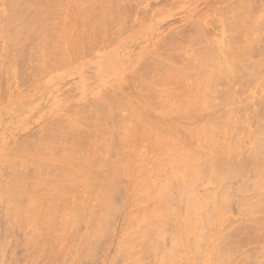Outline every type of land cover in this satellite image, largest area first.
Segmentation results:
<instances>
[{"label":"bare ground","instance_id":"6f19581e","mask_svg":"<svg viewBox=\"0 0 264 264\" xmlns=\"http://www.w3.org/2000/svg\"><path fill=\"white\" fill-rule=\"evenodd\" d=\"M124 1L125 0H0V18L3 20V23H2L3 30L5 29V35L4 36H6L10 40L9 41L10 47L12 46L11 48L8 47L11 49L10 51H12V52L6 51V54L12 53L13 56L11 55L12 56L11 58L14 59L12 61H16L18 64H20L23 67V65H25L26 63L28 64V62H30V65H32V63H31L32 60L34 62H36L35 60H39L40 58L36 59L38 56L36 57L35 54L37 52L39 53L40 49H41L42 53L40 55L46 56V59L44 57L45 62L47 60H49V62H46L48 64L53 62L50 65L44 63V68L46 69L47 67L50 66L49 68H47L48 71H51L52 69H54V71L51 72L50 74H48V72L46 71V73L48 74L47 76L45 75L46 73H45V69H44V73H45L44 75L46 76L45 77L46 79L44 78L45 79L44 81L49 80V82H50L54 79L63 77L64 75L70 73V71H72V68H73L71 65H70L71 66L70 67L68 64H67L68 66L65 67L64 65H66V63H70L71 60L74 62V59L76 58V60H77V58H79L80 55H82L86 50L88 51V50L92 49L93 47H98L100 41L104 42L103 41L104 39L106 41H107V39L112 40V38L116 34H114L113 31H112L113 33H111V28H112L111 26L114 27V25H117L119 22L123 23L124 20L127 18L126 17L127 16L126 15V7H127L126 4H129V3H126ZM241 1L243 3L247 2L244 0H241ZM241 1H240V3H242ZM226 2L228 3V7L226 8L225 5H224L225 7H222L224 12L222 11L221 7L219 6L220 7L219 10H221L220 12L224 13V14L222 13L224 16L221 15L219 11L217 12L216 8H215L216 12L214 10L211 11V12H215V14H213V15H216V13H217V15L220 14L221 16L220 15H218V16H220L221 18H225L227 21L229 20L230 22H232L231 25L234 26V29H240V28L241 29H247V28H245V27H248V25H246V23L248 22L249 19H251V21H252V19L255 17V13H253V15H254V16L252 15L253 18L250 16L246 18V16H248V14H249L248 10L254 9L255 6H253L254 8H252V7L249 8L248 5H246V7H248V9H247L243 6L240 7V5H243V3L236 6L238 3L236 2L237 4H235L234 0H230V1H226ZM226 2L224 1L222 3L226 4ZM134 3H136V1ZM253 3L254 2H252V4ZM257 6H256V8H258ZM251 14L252 13H250V15ZM262 18L261 19L259 18L260 20H258V21L255 20V22L252 21L251 24L256 23V26H257V22L259 24L263 23L264 21H261V20H264V18L263 19ZM42 19H44V20L42 21ZM212 19H213V17H212ZM244 19H247V21L245 22ZM2 20H0V21H2ZM224 20H222V21H224ZM227 21H225V23ZM126 22H127V20H126ZM129 22H128V24L130 25ZM223 23L224 22H222V24ZM249 23H250V21H249ZM249 23H247V24H249ZM191 24L192 23H190L189 25H191ZM193 25H194V28L196 29L195 30L196 33L193 30H190L191 26L187 29H189L191 32H194L196 35H194L193 33H192L193 35H191V32H189V34H185V32L182 29L181 30L179 29L180 31L174 29V33H172L173 32L172 31V32H169V34H167L170 36V33L171 34L176 33L175 30L178 32L177 35L175 34V37L172 35L175 39L174 38L171 39L172 37L170 38V40H172L171 45L169 44L170 41L167 44H166L167 41L166 42L164 41L166 44V45H164V42L161 40V38L159 40H161L163 43L158 40L165 47L169 44L171 46V48L168 46L165 48L159 42L157 44H155L156 46L158 44H160L161 46H163L164 50L156 47L160 50L157 49V53L153 54L151 56H149V53H147V55H148L147 59H146V57H144L145 58L144 61L146 60V62L149 61V63H150L153 59L158 57L159 60L156 59L159 63L158 65L153 62L154 60L151 62L152 64L154 63L157 65V66L153 65V66H155L153 69L154 70L153 72L156 73L157 75L153 74V75H155L153 77V75L148 74V75H151L152 77L151 76H150L151 78L147 77L146 78L148 80L147 82L144 83V82H141L140 80H137L140 83L136 81V84L137 83L139 84V85L137 84L139 86V87L138 86L137 87L139 88V93H140V94L139 93L138 94L141 95V97L139 96V98L144 102V104H146L147 106H150L149 107L150 109L152 108L154 110L152 112H155V110L157 109V111H159L163 114L166 113L165 115H169V112L172 113L170 115H173V113L175 114V113L180 111V114H178V115H181L182 112L187 113V111L189 110V113H190V111L192 113L198 112L197 114L201 118L202 115H204L202 113H205V112H203V110L205 111L209 108H212V109L216 108L217 110H219V112H216L215 114H213V115L218 114L217 119L216 118L210 119L209 117H207L206 121L203 123V126L201 125L202 127L199 126V128H196L195 126L193 127L191 125L193 128L191 133L195 134V136L197 133H198L197 135L199 136L200 132L207 133L209 136V134L212 135L216 132L221 133L220 130L223 127L225 128L228 126L225 129V130H228L230 123H228V125L226 126V123L223 122L222 119L225 118V116L228 118V116H229V114H231V112L228 109L224 108V106L228 105L229 102L231 103V105H233V104L235 105V104L240 103V101H243L244 100L243 97L241 100V92H243L247 88L243 89V91H241V89L238 90V88L239 87L243 88L244 87L243 84H245V83H246L245 87H248L247 85L250 84V82L248 83V80H252V79H253V81L249 86L253 85V83L256 82L258 78L261 77V76L260 77L258 76V75H260L259 73L261 72L264 74V72H263L264 71L263 70L264 69V44L260 47L255 44L256 42H260V40H262V42H264L263 41L264 35L262 36V34H261L262 29H264V28L261 26H258L257 28H259L258 29L259 31L254 29L255 32H257V33L260 32L258 35H261L262 37L259 36L260 38L258 37V39L253 41L252 39L248 38V37H251L249 35V34H251L250 31L248 32V30H247V33H246L247 35L245 36V38L248 35L249 36L245 39L243 33H241L242 32L241 29H240L241 32L240 31L232 32L233 28L230 27V24H228L230 28L228 27L227 24H223L229 30L230 29L232 30V31L230 30V37L228 36L229 33L228 34L226 33L228 31L223 30L224 32L226 31L225 33L228 36L227 37V39H228L227 44L226 43L222 44L223 46L227 45L225 55L229 56L230 58L235 59V60H239L240 57H245L247 55V53L251 54V55H247V57L251 56L250 57L251 59L253 58L254 55L256 56V57H254V59L257 58V55H258L260 57L259 61L256 62V64L254 62H252V63L250 62V64H254L251 66L249 63H247L246 65L245 64L234 65L230 61L226 62L225 60H223L221 55H222V52L224 49L221 51L222 46L221 45L215 46V44L210 42L209 40H208V42H206L207 40L205 41V39L208 38V36L206 34L207 32L205 34H203V32H205V30L202 29L203 31L201 32V27L199 24H193ZM239 26H240V28H239ZM243 26H244V28H243ZM123 27L125 28L126 26H123ZM123 27H121V28H123ZM252 27H255V25H252ZM179 28H181V27H179ZM120 30H122V29H120ZM254 30H253V33H255ZM1 32H2V28L0 27V34H1ZM238 32H240V33H238ZM245 32H246V30H244V33ZM179 33L181 34V37L184 35L183 37L186 38L185 35L187 36V40H185V41L187 42L189 40L190 45L187 43H186V45L182 44V43H185V41L182 42V39H179L180 38ZM32 35H33V37H34V35L37 37V38H35L36 40L39 39V42L37 41V44L33 43L32 38H31V40L29 39L30 36H32ZM167 35H166V38H168V39H165V40H169V36H167ZM188 35L189 36L191 35L190 37L192 39H195L198 36V42L199 43L197 42V40L189 39L190 37H188ZM1 36H2V34H1ZM177 36H178V38H177ZM241 36H243L242 39H244V40H240L241 38L239 39V37H241ZM3 37H1V38L3 39ZM225 37H226V35H225ZM19 38H21V39L25 38V40L29 39L33 43L32 44L31 42H29V43H31L30 46L36 45L34 48L38 49V45H39V51H37V50L34 51V48L32 46L33 51H34V52L32 51L33 52V54H32L33 56H31L33 58L32 60L30 59L29 56H27V55H30L29 52H28L29 54L25 53L26 51L23 52V49L26 46H24V44H23L22 49H21L20 48L21 46L18 45L20 43V41L17 44V41ZM254 38H255V36L253 37V39ZM177 39L179 40V42H182L181 45L179 42L177 43V41H178ZM191 40L194 41V44H191V42H192ZM223 40H222L223 42L226 41L225 39H223ZM195 41H196V43H195ZM6 42H7V40H6ZM173 42H176L177 44H175ZM21 43H23V42H21ZM253 43L255 44V46ZM224 44H226V45H224ZM104 45H106V44L104 43ZM4 46H5V44H4ZM27 46H28V44H27ZM30 46L28 47V49H32ZM106 46H108V45H106ZM161 46H159V47H161ZM183 46H187V47L191 46L190 47L191 50L189 48H185ZM167 48H168V50H165ZM161 50L164 52V56H166V53H165L166 51L169 52L170 50H172V51H170L172 53V56L169 55L171 53H168L167 59L164 57L165 60H167V63L162 62L165 60L163 59V55H162L163 52H161ZM67 52H69L68 55H66ZM91 52H89V53H91ZM160 52L162 54H160ZM173 52L175 54L177 53L178 55H182L180 59H182L184 57V54L187 55V57L180 60L178 58L180 56H176V55L173 56ZM242 52H244V53H242ZM110 53H111V51H108V50L102 52L100 57H99V61H98L99 67H100V76H101V79L103 78V80H104V81L102 80L101 83L104 84L103 86H105V87H106V85H110L112 83V81H114L116 79L115 78V75L117 74L116 70L113 72L114 65L118 64V66H121V69H122V65H123L121 63L115 62L113 64V67H109L108 66L109 65V59L112 58V57H110L111 56ZM240 53H242V54L240 55ZM253 53H255V54H253ZM6 54L4 56H6ZM24 54H27L26 58L24 57L25 56ZM244 54H245V56H244ZM168 55H169V58H168ZM27 57H29V59ZM170 57H173V58L177 57L176 59H174V60H176V62L179 59L178 60L179 63H177V65H179V67L172 64V63H176V62H174L173 58L170 59ZM4 58H7V56ZM24 58L26 60L28 59L30 61L26 62V61H24ZM168 59H170V60H168ZM171 60H173V61H171ZM244 60L246 61L245 58H244ZM247 60H249V59H247ZM157 61H155V62H157ZM239 61L241 62V60H239ZM7 62H8V60H7ZM242 62H243V60H242ZM39 63L41 64V61ZM39 63H37V65H34V63H33V65H32L33 67L36 68V69L34 68L35 70H37L39 68V70H37L38 71L37 73H39V71L41 69V67H39V65H38ZM149 63L148 62L146 64L143 63V64H145V66L142 65V63H141L139 67H141V65H142L144 67V69L148 68L147 66ZM7 64L10 65V63H7ZM7 64L4 63L5 66ZM14 64H15V62H14ZM152 64H151V66H152ZM181 64H182V66H180ZM51 65L53 68L51 67ZM138 65H139V63H138ZM248 65H250L251 67L249 66V68H248ZM26 66H27V69L29 68V70H30L31 66L30 67L28 65H26ZM26 66H25V68H23L24 70L26 69ZM62 66H64V68ZM151 66L149 64V68ZM4 67H2V69H5V68L9 69L10 66H7L5 68ZM33 67H31V71H30L31 73H33L35 71V70H32ZM50 68H51V70H50ZM55 68H58V69L55 70ZM23 69L19 68L17 71L20 70V72H18L19 75L24 72L25 74L23 73V76L24 75L26 76L27 75V73H26L27 69L25 71ZM141 69H143V68H141ZM144 69L142 71H144V73H146V69L145 70ZM151 69L152 68H150L149 70H151ZM258 69H260L261 71ZM136 70H137V68H136ZM139 70H140V68H139ZM139 70H138V72H139ZM21 71H23V72L21 73ZM41 71H42V69H41ZM258 71H259V73H258ZM153 72H152V70L150 72L148 71V73H153ZM14 73H16V72H14ZM37 73H33V75L35 77H37L36 76ZM140 73H141V71H140ZM144 73H143V75H144ZM30 75H32V74H30ZM2 77L4 78V76H2ZM17 78H18V75H17ZM17 78L15 79L16 83L17 82L20 83L21 80H23L22 82H24L25 79L27 80V76H26V78L24 77L25 79L21 76V78H23V79L20 78L21 80L19 78L18 79ZM142 78L144 81L145 80L144 77H142ZM242 78L245 79L244 80L245 82L241 81ZM130 79L127 77V81H128L127 83H129V85L131 84ZM133 79H135V78H133ZM235 79H239V82L241 81L238 86L236 85L237 86L236 90L233 89V86L228 85L230 83L234 84ZM3 80H4L3 83H5V81L8 80V78L5 77V79H3ZM28 80H30V77H28ZM2 81H0V82H2ZM22 82H21V84H23ZM226 82H230V83L227 84ZM3 83H1V84H3ZM18 83H17V86H18ZM134 83H135V81H134ZM156 85L157 86L159 85L160 88H162L164 86L166 89L168 88L171 91L167 89L168 91L166 90L167 91L166 92V91L160 89L161 91L159 92L158 90L154 91L155 89H151L152 86H156ZM130 86L135 87L133 84H131ZM159 86H158V88H159ZM224 86H227V90H225V89L222 90V88ZM260 86H261V84H260ZM2 88H4V86ZM18 88H19V86H18ZM111 88H112V86H111ZM111 88H110V90H106L107 89L106 88L105 91L104 92L102 91L103 93H101L98 97H96L94 99H89V101H87V103L85 104L86 106L88 105L87 107L86 106L84 107V104L83 105L81 104V106L78 104L79 106H76V107H75V105H76L75 104V105H73L72 108L68 107V109H67L68 112H71L74 115H76L75 119H72L69 117H63V116H59V115L54 116V117L50 118L51 120L53 119L52 120L53 123H50L49 126L54 125L55 127L48 128V127H45L43 125V127H45L44 129H46V130L43 131V128L40 127V129L42 130V133H39V134L37 133V132H39L38 128L36 127L37 128L36 129L33 127V129H35L36 132L33 130L32 133L29 131H28V133H30L32 136L33 135L35 136V133L38 135L35 136V138L34 137L31 138V135L29 137L31 139L38 140L37 142L40 141L39 143H36V144L33 143L34 144L33 146L31 145L32 144L31 142L25 141V140L22 142V140H20L21 137H19V136L17 137V135H19V134L21 135V133L16 135L15 138H20L19 140H20V142H22L19 144V140H17L18 143L16 141V143L19 145V149L22 151L24 150L27 153H30V154L36 156L37 159L36 160L34 159L35 160L34 163L29 161L31 163V165L29 166V164L26 163L27 160L25 162L23 160H22V162H20L22 158L13 157V156H10L11 154L10 155L8 154L9 159H6V160H9L7 163V164H9V166L7 165L9 168L5 167V165H4L2 167L4 170L3 171L1 168L2 165L0 166V169H1L0 170L1 171L0 177L3 176V173L5 174L4 176L6 178L9 176L8 177L9 181H7L8 183L5 181V184L7 183L5 185V187L7 189V191H6L7 197H9V199H10V200H8L6 198L7 200H5L1 197V199H3V202L6 203V201H7L8 203H7V206L5 207V209H2L0 207V209H2V210H0V215H1L0 219L3 218L2 214H5L6 216H9V217L7 218V220L3 218L6 221H4L5 224H3V230L1 231L2 233L0 235L1 237L2 236H4V237L0 239V242H5L3 240L7 239V237H5V235H7L5 233H7V232L16 231V232H20V233L24 234L25 231L24 232L17 231V230H15V228L18 227V229H20V228H22L21 225L24 226V224H25V226L28 225V227H30V228H28V227H26V228H28V231H31V235L26 236V234H25L24 237H26V239L29 236L28 240L24 239L23 237L22 238H23V240L28 241L27 246L29 248L30 247L33 248L31 254H29V257H28L29 259L27 258L28 259L27 264H60L62 261L60 258L63 254H65L64 253L65 251H63L64 246L62 248V245H64L62 243L65 241H67V243L65 242L66 244L69 243V246H66V247H70V245H71L70 242L72 243L74 241L73 242L74 244H75V242H79V244L77 243L78 246L77 245H76L77 247L75 246L76 249L73 245L74 251H72L73 247L71 248V251L69 250L71 255H73V262L71 261L72 259L67 261V262H72V264H75V262H76V264H77V261H80L81 259H83V260H86L85 261V263H86L88 261L87 260L88 258H86L85 256H89V254L92 251H94V249H97L96 243H98L101 240V238L103 237L104 233H106V231H108L105 229L108 228V221L110 219V216L112 215L111 218H113L114 217L113 214L114 215L117 214L116 212L120 209L119 204H117L114 200V198L116 197L114 195L118 194L117 196H121L120 200H122V196H123V201H125V203H128V202H126V200L130 197L129 196L127 198V196L131 195V198H133V196H135V197H137V198L139 197L141 199V201H138V202L136 199L135 202H137L138 204L131 201V202L135 203V206H137V205L139 206V204H142L141 206H144V207H139L138 212L141 213V215H139L138 218L136 217L137 215H136V212L134 213V211L132 213H130L131 211L128 212L130 215L129 214L127 215V213H125V216L126 215L128 216L127 217L128 219L126 218L127 224H130V223L132 224V222H134L135 225H137L136 223H139V222L141 224L145 223V225H143V226H145V229H144V231L143 230L139 231V232H141V234L137 233V231L133 232L132 234H134L133 235L134 237H132V238L130 237L129 240L124 239L123 241H121L120 242L121 244H118V246H119V247H117L118 250H120V249L122 251L123 250L124 251L130 250L129 251V257L133 259L134 252H132V251H133L134 247L139 248L137 250L138 253H140V255H142V254L144 255V257L142 256L141 259L139 258L141 260L140 264H142L145 261V260L144 261L142 260L143 258H145L147 260V258L145 256L146 254L148 255L147 257H150V255H151V258L152 259L154 258L153 260H156L154 262V264L155 263H157V264H191V261H193L194 263L198 262L197 264H211L212 261L214 264H233L234 261L236 260V259H232L233 258L232 255H233V252H235V249L237 248V250H238L241 246H243L245 244L244 242H246L248 239L253 240L252 236L254 237V239L256 241L257 238H255V237H258L257 235H259V234H260L259 236H261L262 231L258 232L259 231L258 227H257L258 229L255 228L258 231H256L254 228H253L254 230L251 231L249 227H253V225H250V226L248 225V227L246 226L245 229L242 226L239 229L237 228V229L230 231V230L226 229V228H228V226L223 223L224 228H219L220 231L215 233V234H212L209 231V235L207 236L209 238L206 239L205 235L200 234V230L202 229V232H205V234H206V232H208V228L210 229L211 227H213L215 225V223L213 222V219H211L212 216L209 215V213L205 210V208L203 206V202L206 201V200L203 201L204 200L202 198L203 194L199 193V197H197V195H196V193L198 194L197 190L200 189L201 187L197 188L196 186H198V185L200 186V184L203 183L204 181H202L199 184L198 183L199 180H203L202 178L207 177L208 175H210L209 179H211V177L215 178V180L214 179L209 180L210 183H212L211 181H213L214 184L216 182V178L217 179L219 178V180L223 179L222 182H224L226 180V179H224V177L226 175L228 176V178H230V179L226 180L227 182H229V184L232 183V181H230L231 177L232 178L238 177L237 179H239L240 174L242 172V170L240 171L239 169H242V168H236V166L237 165H238L237 167L242 166V165L240 166V164L245 159V155H244V159H240L241 160L240 164H236V165L234 164V167H233L232 166L233 165V159H232L233 157L232 156H234L235 153H238L237 151L235 153L232 151L231 152L232 154L229 153L230 155H232L231 160H230L229 156H228L229 159H225V158H227L226 157L227 155L222 150H220L221 153H219V154L218 153H213V154L210 153V152H213V151H211L212 149L210 150L209 147L206 148L205 144H204L203 148L205 147L204 149H207V150L203 149L204 151H202L201 148L197 149V148L193 147L192 145L188 146L187 144H190V143L187 142V144H186V143L182 142L183 138H181V140H180V137H179L180 134L178 133L179 134V136H178V134L171 127V124H169L167 122L164 123L165 121L160 123V122H157L158 120L155 122L154 121L155 119H153V122H152L153 127L151 125V128H153V129H150L149 126H146V128H145L144 125L146 124V122L144 121L143 122L144 124H143V123H141L142 122L141 120L142 119L145 120L144 118H146V119H148V121L151 122V118L149 117L150 118L149 119L148 116L146 115L147 116L146 117L145 114L142 112L139 114L138 112L140 110L137 112L134 107H133L134 109L131 108V114L133 115V117H131L132 118L131 122L129 120V121H127V123L128 122H130V123L125 124L122 122L121 118H122V114L124 115L125 111L127 112V109H124L125 111L122 110L123 109L122 108L123 102L121 100H123L126 97H124V95H122V96L118 95L119 93H117L116 89L114 90ZM113 88H115V87H113ZM165 88H163V89H165ZM257 90L258 89H256V91ZM256 91H255V93H257ZM135 92L136 91H134V93ZM165 92L166 93L171 92L170 93V95H172L171 99L172 100L175 99V100L172 101L170 99L169 103H168V98H170V97L168 96L166 98ZM97 94H98V92H97ZM122 94H124V93H122ZM113 96L115 97V99L117 97V102ZM93 97H95V96H93ZM118 97L120 98L119 99L120 101H118ZM135 97H136V95H135ZM182 97H184V99H182ZM111 98H113L114 101ZM165 98L167 100V103H166V100H164ZM110 99L113 101L112 104L115 103L114 106L109 103V108L111 107L110 109H112V106H113L116 108V110H122L124 112L122 114L118 113V112L114 113L116 111L115 108H113L114 112L112 110H110V111H112L113 114H111L109 111V113L111 114V117H113V119L111 118L112 122H113L114 117L117 113H118V115H120V118H118L116 115L118 121L115 122L116 121V118H115V120L113 122V128L115 130H117L116 137H114V136L112 137V134H114L115 130H110L109 127H107L108 126L107 125L108 119L110 117H108L105 113H103V112H105L104 111L105 106L103 107L102 104L105 102L107 103ZM136 100H137V97H136ZM121 102H122V104H121ZM84 103H85V101H84ZM106 103H105V105H106ZM118 103H120L122 106H119ZM130 103L131 102H128V104H130ZM253 103H254V105L257 104V107H260V105H263V107H260V108H262V110L264 111V96H259L258 101L257 100L253 101ZM117 104H118V109L116 107ZM171 104L173 105L172 107L170 106ZM243 104L244 103H242V105ZM130 106H131V104H130ZM119 107H121L122 109ZM169 107H171V108H169ZM125 108H126V106H125ZM96 109H99L100 111H97ZM105 109H106V107H105ZM212 109H210V110H212ZM247 109H249V110H247L248 112L251 111L250 110L251 108L248 107ZM181 110H183V111H181ZM201 110H202V112H201ZM232 110H234V111L236 110L235 112L239 113V114L237 113V115H239V116L242 115L240 118H238L240 120L245 115H247L244 113L245 110L243 107H240V108L235 107L234 109H231V111ZM239 110H241V112L243 110L244 112L241 113ZM259 110H260V112H262V110L258 108L257 113L260 116ZM66 111H64V112H66ZM234 111H232V113ZM68 112H66V113H68ZM99 112H101V113H99ZM199 112H200V114H199ZM86 113H88L89 116H87ZM93 113H96V115H93ZM189 113L187 115H189ZM243 113L245 115H243ZM249 113H252L251 115L255 114V115H257L256 117H258V114H256V111L255 112H249ZM85 114H86V116H85ZM263 114H264V112H263ZM187 115L183 116L184 119L186 118L185 120L183 118L178 119V120L179 121L184 120L185 122L187 120V122H190L188 120H190L191 117L189 116L190 118H187L188 117ZM190 115H191V113H190ZM196 115H195V117H197ZM125 116H124V118H125ZM211 116H212V114H211ZM129 117H130V115H129ZM249 117H251V116L247 115L243 118V119L246 118L245 122H249L248 124L253 122V121L251 122V119H254V120L257 119L255 116H252L254 118L251 117V119H249ZM196 119L198 120V118H196ZM258 119H260L264 122V119H261L259 117H258ZM45 120H46V118H45ZM45 120L43 122H46ZM127 120H128V118H127ZM191 120L194 121L193 118H191ZM260 120H258V122L257 121H254V122H257V124H258ZM48 121H49V118H48ZM123 121H124V119H123ZM242 121H244V120H242ZM262 121H260V122H262ZM230 122H232V120H230ZM172 123L174 125V121ZM46 124H49V123L46 122ZM237 124L240 127V123L237 122ZM237 124L234 123L232 126L230 125L232 128L231 131H233L235 129L234 130L235 132H233V135H231L233 137L235 135L237 137L239 134V131H237V130H239V127L236 126ZM254 124H256V123H254ZM254 124H253V126H254ZM257 124H256L255 129H257V127H258V130H260V132H257V133L262 134V136L260 134L259 135L261 137H263V139L261 137L258 138L259 136L255 135L254 139H256V138H258V139H256V141H254L253 146L255 145V142H257L256 147L258 146L259 148H261V149H259L257 147L258 151L261 152L260 155L262 157L256 151L257 149H255V152L252 153L253 155L251 157L256 159V157L258 156L256 163L254 161L255 159L254 160H253V158L250 159V156H249L250 152L248 153L249 155H247V156H249V159H247L248 157H246V159L250 160L249 164H251V166L256 167L255 170H257V169L258 170H261V169L264 170V168H261V169L259 168V166H262V164L264 163L263 162L264 153H262V152H264V143H263V140H264V124L259 123L258 126H257ZM154 125H155V127H154ZM180 125L181 124H177V126L182 130V127L184 125H181L182 127H180ZM34 126H36V125H34ZM236 127H238V129ZM241 127L243 128L244 126H241ZM241 127H240V129H241ZM251 127H252V125H251ZM188 128L189 127H187V125H186L183 129H184V131L187 130V132L189 134L190 132L188 131L189 130ZM252 130H254V129H252ZM229 131H230V128H229ZM229 131H228V133H229ZM17 132L18 131H16V133ZM33 132H34V134H33ZM244 132H245V128H244ZM193 134H191V136ZM27 135L25 134V137L28 138ZM22 136H24V135H22ZM225 136H227V135H225ZM36 137L37 138L39 137V138L37 139ZM219 137H218V139H219ZM230 137H226V138H230ZM233 137L231 139H234ZM239 137L240 136H238L237 138H239ZM193 139L194 138H191V140H193ZM199 139H201V138L199 137ZM199 139H197V140H199ZM211 139H213V138H211ZM261 139H262V141H261ZM3 141H6V140H3ZM205 141H206L205 143L210 142L208 139ZM229 141L232 142L233 140H229ZM8 142H9V139H8ZM24 142H26V143H24ZM144 142L145 143L148 142L147 145H149L151 147L150 148L151 152L154 151L157 154V157H155L156 154H152L153 156L154 155L155 156L152 157V155H151L149 159H147V160L144 159V158H148V156L146 154H148L150 152V151L148 153L145 152L146 154L142 153V152L140 153V151L138 149L140 147L139 145L143 144ZM235 142H237V141H235ZM29 143H31V144H29ZM145 143L143 145H145ZM260 143L263 145L262 147H261ZM193 144H194V142H193ZM207 144H209V143H207ZM222 144H223V142H222ZM222 144H221V146H222ZM199 145H198V147H199ZM230 145H231V143L229 144V146ZM233 145L235 147L237 146L236 144H233ZM233 145H231L232 147L230 146L232 148V150L234 149ZM239 145H240V143H239ZM10 146H11V144H10ZM209 146H210V144H209ZM7 147H8V149L10 148L9 145ZM12 147H15V146H12ZM35 147H36V149H35ZM242 148H244V147H242ZM13 149H12V152H13ZM141 149H142V147H141ZM10 150L11 149H9V151ZM244 150H245V152H243ZM14 151H16V149ZM144 151L145 150H143V152ZM217 151H215V152H217ZM17 152H19V151H17ZM154 152H152V153H154ZM246 152H247V149H243V150L241 149L240 153L245 154ZM129 153L132 154L131 156H133V157L138 156L139 158L138 157L137 158L134 157V158H136L137 160L138 159H140V160L135 162L134 160H136V159H134L133 157L132 158L134 160L133 159L131 160V156H128ZM240 153H238L239 157H241ZM255 153H256V157H255ZM137 154H139L140 156ZM4 155H7V154H4ZM20 155H21V153H20ZM23 155H25V154H23ZM17 158L19 159V161ZM33 158H35V157H33ZM153 158L156 161L155 167L153 166L154 165ZM259 158H261V160H259ZM224 159H225V162H224ZM145 160L148 162V164H149V162H152L153 165L150 166L151 164H149V165H147L146 168L143 167L144 168V170H143L142 164L143 163L147 164V162ZM229 162H231V163H229ZM244 162L242 163L243 165H244ZM258 162H260V164H258ZM236 163H237V161H236ZM145 164H143V166H145ZM156 165L161 166L162 170L165 167V169L163 170V171H165L164 172V179L161 178L163 171L158 170L157 169L158 167L156 168ZM247 165H248V162H247ZM247 165H245V166H247ZM18 167H20V169H19L20 171L18 170L19 172L16 171ZM22 167H26V168L24 169ZM27 167H29V168L31 167L30 168L31 171L29 170V172L26 171L23 173L21 169H24V171H25L26 169H29ZM148 167H149V169H151V167H153L152 168L153 170L154 169L157 170V171H155V173L158 172V175L156 174L158 176L157 179H155L156 177H152V176H154V174H150V173H152L151 172L152 170L149 171L147 169ZM223 167H225V168H223ZM226 167H228L229 169H226ZM253 167H249V168L247 167V168L253 171V169H254ZM140 168H141V170H140ZM221 168L227 174L222 173ZM5 169L6 170L8 169L9 173L7 172L8 170L6 171ZM135 169H139L140 171H143V172L139 173L140 171L137 170V171H139L137 173H138V175L142 174L143 177L144 176L145 177H144V179L140 176L135 177V179L136 178L137 179L142 178L143 180L141 179L142 180V181L140 180L141 182H139L137 180H135V182L132 181L133 185L130 186V188H129V186H128L129 181L126 182L127 180H125V179H130L131 173L133 176H136L137 174L133 172V170H135ZM160 171H162V174L159 173ZM244 171H245V169H244ZM252 171L249 172V173H251L250 175H252L251 176L252 178L249 177L251 179L248 178V180L246 182H248L249 180L252 181V179L256 181V179H257L256 174L257 173L252 172ZM135 172H136V170H135ZM148 172H150V173H148ZM219 172H221V173H219ZM159 174H160V177H159ZM148 175H149V178H151V177L153 178V182L156 181L157 183L154 182L155 184L151 185L150 179L147 178ZM221 175H223V178H221L222 177ZM254 175L256 178L254 177ZM4 176H3V178H5ZM242 176H244V175H242ZM262 178H264V176ZM161 179H163V180H161ZM205 180L208 181V179H205ZM173 181H174V185L172 186ZM206 181L203 183V188H204ZM251 181H250V183L248 182L249 184L247 186H249L252 182L253 183L255 182V181H252V182ZM261 181H260V183H261ZM217 182H218V180H217ZM217 182H216V184H217ZM227 182L223 183L225 185V187L222 186L223 188H226V186L228 188L229 184ZM0 183H1L0 186H2L1 188H3L2 190H4L5 188L3 186L2 181H0ZM136 183L137 184L141 183V186L139 188L136 187L135 186ZM213 183H212V185H214ZM196 184H198V185H196ZM206 185L208 186L207 183H206ZM218 185H219V182H218ZM262 185L264 186V184H262ZM230 186L231 185H229V189L226 188L225 190H230ZM250 186H254V184L250 185ZM256 186H257V184H256ZM261 186H260V188H261ZM222 187H220V188L216 187V188H217V190L220 189V191H221ZM173 188H174V190H173ZM245 188H246V186L244 188L242 187V193L244 190H246ZM171 189H172V191H171ZM209 189H211V188H208V190ZM258 189L259 188H257L256 190H258ZM261 189H259V191ZM251 190H253V189H251ZM251 190L249 188V191H251ZM204 191H205V189H204ZM223 191L221 192V194L218 191L219 195L217 194L218 195L217 200H218V203L223 202L222 204L224 205L225 202L223 200H225L226 198L223 197V194H222ZM246 191H244L245 194H246ZM262 191H263V189H262ZM214 192H215V190H214ZM254 192H256V191H254ZM205 193H206V194H204L205 199L208 200V197H206V196H207V194L208 195L211 194L210 200H208V201L213 202V201H211L212 199L215 198V196L212 194L213 192L212 193L209 192L210 193L209 194L208 191H205ZM227 193L228 192L226 191V194ZM231 193L234 194L235 192L232 191ZM3 194H4V192H3ZM120 194H122V195H120ZM200 194H201V197H200ZM4 195H6V194H4ZM229 195H230V197L232 196L230 193H229ZM229 195L227 194V196H226L224 193V196H226V197H228ZM236 197H234V198H236ZM246 198H247V196H246ZM256 198L254 197V199H256ZM228 199H229V197H228ZM262 199L264 200V198H262ZM130 200H133V199H130ZM227 200H225V201L227 202ZM263 200L261 201V199L259 198V202L261 201L264 203ZM170 201L176 203L177 213L180 214V219L182 217L181 222L178 224L175 221L177 219V217L175 219L174 207ZM131 202H130V204H133ZM149 202L151 204L153 203L154 207H150L152 205H150ZM125 203H124V205H122L124 208H126ZM206 203L209 204L207 201H206ZM206 203L204 204L205 206H206ZM242 204H244V201L242 202ZM250 204L251 205L253 204L251 206V207H253L252 209H254V206H256V205H257L256 207H258V204L254 205V202H252ZM250 204H248V205H250ZM129 205H128V207L130 208L132 205H130V206ZM210 205L211 204H209V206ZM223 205H221L217 208L218 212H220L222 210ZM1 206L3 207L2 204H1ZM226 206H228V205H226ZM226 206H224V207H226ZM148 207H150V210ZM246 207H247V205H246ZM256 207H255V209H256ZM132 208H133V206H132ZM258 208H259V210L256 209L257 212L260 213L264 217V206L262 207V205H261ZM260 209H262L261 211L263 213H261ZM126 210H127V208H126ZM129 210H131V209H129ZM257 212L255 215H258ZM218 214L220 215V213H218ZM245 215H247V213H245ZM133 216H135V218L138 219L137 222L134 221L135 218L133 220ZM218 217H220V216H218ZM263 217H259V218H260L261 222L263 219V224H264V218ZM203 219H204V221H203ZM178 220H179V218H178ZM248 220L250 222H252V224H253V222H255V223L258 222L254 218L252 219L253 221L250 219H248ZM79 221H83V223L85 224V229H86L85 234L81 235L78 238L79 239L78 241H76L77 240L76 238H75L76 240H72V239H74L72 236L75 235L73 233V231L75 232L74 229H76L77 225L79 224L78 223ZM119 222L117 221V224ZM171 222H173V223L171 224ZM110 223H112V219H110ZM255 223H254V225L257 226V224H255ZM130 225L127 226L129 229L128 228L125 229L128 232L131 231L130 228L131 229L133 228V227H131L133 224L131 226ZM225 225H226V228H225ZM125 226H123L122 229H124ZM1 228L2 227L0 226V230H1ZM13 228H14V230H13ZM109 228H110V226H109ZM137 228H140V227H137ZM137 228L135 227V229H137ZM247 229L250 231H248ZM262 230H264V228H262ZM242 231H244L245 233L243 232L244 234H241ZM254 231H256L255 233L257 235L256 236L250 235L251 236V238H250V236H248L247 233L248 232L252 233ZM13 233L14 232H11V234H13ZM245 234L247 235V238H243L245 236ZM252 234H254V233H252ZM166 235H169V236H167V237H169V241H168L169 247L167 246L168 249H167V247H166V249H164L165 248L164 243L162 244V247L159 245V242L163 241L162 238L163 237L165 238ZM39 237L40 238L42 237V240H40V239L38 240ZM70 237H72V238L70 239ZM74 237H76V235ZM125 237H120V238H125ZM68 239H70V240H68ZM212 239L215 240L214 245L212 244V241H211ZM258 239H259V237H258ZM10 241L11 240H9V241L6 240L7 243L6 244L4 243L5 244L4 246H6L8 244V242H10ZM103 243L100 244L102 247H100V246H98V247H100L102 249L103 246H105V245H103ZM111 243H112V241H111ZM118 243H119V241H118ZM0 245H1V243H0ZM1 246H0V250L3 249V247H4L3 244ZM7 246H9V244ZM20 246L23 247L22 245H20ZM27 246H25L26 247V249L24 248L25 250L29 249V248H27ZM262 247H264V242H263ZM68 249H70V248H68ZM262 249L264 250V248H262ZM208 250H209V252H208ZM263 250H262V253H264ZM96 251L100 252L101 250L97 249ZM255 251H257V250L255 249ZM0 252L2 254V251H0ZM70 253H68V254H70ZM253 253H251V254L253 255ZM244 254L246 255V253H244ZM256 254L257 255L259 254L258 256H260V249H259V252L258 251H257V253L255 252V255ZM109 255H107V256H109ZM116 255H117V253H116ZM140 255H139V257H140ZM11 256H13V257H11V259L12 258L15 259L14 254H11ZM65 256H68V255H65ZM98 256H100V255H98ZM154 256H156V257H154ZM250 256L251 255L248 254V256H247L248 258H245V261L243 259V262L244 263L248 262V259L250 258ZM58 257H60L59 258L60 261H58L60 263L57 262V260H59ZM70 257L68 256L67 258L70 259ZM261 257H263V256H261ZM40 258L42 260H39ZM255 258H256V256H255ZM92 259H93V257H92ZM106 259H108V257ZM109 259H110V257H109ZM109 259H108V261H109ZM256 259H259V257ZM3 260H5V259H3ZM17 260L14 264L21 261V260L20 261H17ZM153 260L151 261L152 264H153ZM250 260H249L248 264H250ZM6 261H10V260H6ZM11 261H13V260H11ZM210 261H211V263H209ZM114 262H115V260H114ZM130 262H132V261L130 260ZM133 262H136V261H133ZM243 262L241 261L242 264H243ZM2 263H3V261L1 262V264ZM106 263L107 262H105V264ZM145 263L148 264V262H146V261L143 264H145ZM64 264H66V262ZM69 264H71V263H69ZM262 264H264V263H262Z\"/></svg>","mask_w":264,"mask_h":264},{"label":"rangeland","instance_id":"374dc122","mask_svg":"<svg viewBox=\"0 0 264 264\" xmlns=\"http://www.w3.org/2000/svg\"><path fill=\"white\" fill-rule=\"evenodd\" d=\"M136 1V3H134ZM226 2V1H230V0H125L124 2H126V3H129V4H126V17L128 18H126L125 20H124V22L122 23V22H117L118 24L117 25H114V27L113 26H111L112 28H111V33H113L114 32V34H116L113 38H112V40L111 39H107V41L104 39L103 41L104 42H102V41H100V43H99V45H98V47H93L92 49H90V50H86L82 55H80V57L79 58H77V60H76V58L74 59V62L71 60V62L70 63H66V65H64L65 67L66 66H72L73 68H72V71H70V73H68V74H66V75H64L63 77H60V78H57V79H54V80H52V81H50L49 82V80H47V81H44L46 78V76L48 75V74H50L51 72H53L54 71V69H52L51 70V68H50V70L51 71H48L47 70V68H49V67H47L46 69L44 68V63L45 64H48V63H46V62H49V60H47L46 62H45V59H46V56H43V55H40L42 52V50L40 49V52L38 53H36L35 54V56L37 57L36 59H38V58H40L39 60L41 61V64L39 63L40 61L39 60H35L37 63H39L38 65H39V67H41V69H42V71H41V69H40V71H39V73H37L38 71L37 70H39V68L37 69V70H35L36 68L35 67H33L32 65H33V63H34V65H37V63L36 62H34L32 59V57L31 56H33L32 54H33V52L35 51V50H37V51H39V45H38V49L37 48H34L35 46L34 45H31L30 46V44L32 43V41H33V43H35V44H37V41L39 42V39H35V38H37L35 35H34V37H33V35L32 36H30V40H31V38H32V41H30L29 39V41L28 40H25V38L23 39H21V38H19L18 39V41H17V44L19 43V41H20V43L18 44L19 46H21L20 48L22 49V46H23V44H24V46H26V47H24V49H23V52H25V53H27V54H29L30 53V55H27V54H24L25 56V58H26V55L27 56H29L30 57V59L32 60L31 61V63H32V65H30V62H28V64L26 63L27 61H30V60H28L29 59V57H27L28 59L26 60L25 58H24V61H26L25 63V65H23V67L20 65V64H18L16 61H12V60H14V59H12L11 57L13 56V54L12 53H7L6 54V51L8 52V51H10L11 49V47H10V43H9V39L6 37V36H4L5 35V29L3 30V27H2V23H3V20L0 18V20H2V21H0V27L2 28V32H1V34H2V36H1V34H0V36L1 37H3V39L0 37V81H2L3 79H5V77L6 78H8V80H6L5 81V83H3L4 82V80L2 81V82H0V166H1V168L5 165V167H7V168H9L8 166H9V164H7L8 163V161L9 160H6V159H9V155L10 156H13V157H18V158H22L21 159V161L20 162H22V160L25 162L26 160L28 161H26V163L27 164H29V166L31 165V163L30 162H33L34 163V161L37 159L36 158V156H34V155H32V154H30V153H27L26 151H22V150H20L19 149V145L17 144L18 143V141L17 140H19L20 138H15L16 137V135L17 134H19V133H21V135L19 134V135H17V137L19 136V137H21V139L20 140H22V142L25 140V141H29V142H31V143H29V144H31L32 146L34 145L33 143H39V142H37L38 140H35V139H31V138H35V136H37L39 133H42V130L40 129V127L41 128H43V131L44 130H46V129H44L45 127H48V128H53V127H55L54 125H51V126H49L50 125V123H53V119L51 120L50 118H52V117H54V116H57V115H59V116H63V117H69V118H72V119H75V117H76V115H74L73 113H71V112H68V107L69 108H72L73 107V105H75V107L76 106H81V104L83 105L84 104V107L86 106L85 104L87 103V101H89V99H94V98H96V97H98L101 93H103L104 91H105V89L106 90H110V88H111V86H112V88L111 89H116V91H117V93H119L118 95H120V96H122V95H124V97H126V98H124L123 100H121L122 102H123V104H122V102H121V104L123 105V109L121 108V107H119V108H121L122 110H124V109H127V112L125 111V114L123 115L122 113H124L122 110H116V108L115 107H113L114 106V104H112L113 103V101H114V99H115V97H114V99L113 98H111L107 103H106V105H105V103H103L102 105H103V107L105 106L106 107V109H105V107H104V111L105 112H103V113H105L108 117H110L109 119H108V126L107 127H109V129L110 130H115L114 128H113V122H114V120H115V118H116V121L115 122H117L118 121V119H117V117L118 118H120V115H118V113H121L122 114V122L123 123H125V124H129L130 122H131V117H133V115L131 114V108L132 109H134L135 108V110L138 112L139 110V114L142 112V113H144L145 114V116L147 115L148 116V118L150 117L151 118V122L150 121H148V119H146V118H144L145 120H141L142 122L141 123H143L144 121L146 122V124L144 125V127L146 128V126H149V128L150 129H153V128H151V125H152V122H153V119H155L154 121L156 122L157 120V122H160V123H162V122H164V123H169V124H171V127L174 129V131L178 134H180V136H179V134H178V136L180 137V140H181V138H183L182 139V142H184V143H186L187 144V142L188 143H190V144H187L188 146L189 145H192L193 147H195V148H201V150L202 151H204V150H207V149H204L205 147L206 148H210V150L211 151H213V152H210V153H221V151L220 150H222L223 152H225L226 153V157L227 158H225V159H229L228 158V156L230 157V160H231V156L232 155H230V154H232L231 152L233 151L234 153L237 151L238 153H240L241 152V149L243 150V149H247V152L245 153V154H242V153H240V155H241V157H239L238 155V153H235L234 154V156H232L233 158V167H234V164L236 165V164H240V162H241V160L240 159H244V155H245V159H246V157H248L247 159H249V156H250V159L251 158H253V157H251L253 154L252 153H254L255 152V149H257V147H256V143L257 142H255V145L253 146V143H254V141H256V139H258V138H260L261 136H262V134H260V133H257V132H260V130H258V127H257V129H255V127H256V124H257V122H258V120H260V119H258V117L259 118H261V119H264V114H263V110H262V108H260V107H263V105H260V107H257V104H255L254 105V103H253V101H258V99H259V96H264L263 94H264V74L263 73H259V71H258V73L260 74V75H258L260 78H258L257 79V81L256 82H254L253 83V85H251V86H249L251 83H252V81H253V79L252 80H248V83L250 82V84H248L247 86L248 87H245L246 86V83L245 84H243V88H238V90H240L241 89V91H243V89H245V88H247V89H245L243 92H241V100H242V97H243V101H240V103H238V104H233V105H231V103L229 102V104L228 105H225L224 106V108H226V109H228L230 112H231V114H229V116H228V118L225 116V118H223L222 120H223V122H225L226 123V126L228 125V123H230V125L232 126L234 123H236L237 124V122H239L240 123V127L241 126H244L243 128L241 127V129H240V127L238 126V124L236 125V126H238L239 127V130H237V131H239V134H238V136H240L239 138H237L236 137V135L233 137V136H231V135H233V132H235L234 130L233 131H231L232 130V128H231V126L229 125V128H230V131H229V128H228V130H225L227 127H223V128H221V133H214V134H209V136H208V134L207 133H202V132H200L199 133V136L196 134V136H195V134H193V133H191V131L193 130V128H192V126L194 127H196V128H199V126H203V123L206 121V119H207V117H209L210 119H217V117H218V114L217 115H213V114H215L216 112H219V110H217L216 108L215 109H212V108H209V109H207V110H203V112H205V113H202V114H204V115H202V117L200 118L199 116H198V112L196 113V112H191L190 111V113H191V115H190V113H189V110L187 111V113H183L182 112V114L181 115H178V114H180V111L179 112H177V113H173V115H170V114H172V113H170L169 112V115H165L166 113H161V112H159V111H157V109L155 110V112H152V111H154L152 108V110L149 108L150 106H147L146 104H144V102L139 98V96L141 97V95H139L140 93H139V84L137 85L136 84V81L137 80H140L141 82H147L148 80L146 79L147 77L149 78L151 75H153V74H155V75H157L156 73H154L153 71V69H154V67L155 66H153V65H158L159 63H158V61L157 60H159L158 59V57L157 58H155V59H153L152 61L154 62V63H156V64H152L151 62L149 63V61H147L149 64H150V66H151V64H152V66L150 67V68H152L151 70H152V72L153 73H148V71L150 72L151 70H149L150 68H149V64H148V68H145L146 69V73H144V71H142L143 69H144V67L142 66V65H144L145 66V64L147 63L146 62V60L144 61V57H146V59H147V53H149V56H151V55H153V54H156L157 53V49L158 48H160V49H162V50H164L163 49V46L164 45H166L167 43H169V41H170V45H171V43H172V40H170V38L171 39H173L174 37H175V34L177 35L178 34V32L176 31V30H178V31H180L181 29L185 32V34H189V32H191L190 30H193L195 33H196V29L194 28V25L193 24H199L200 25V27H201V32L203 31L202 29H204L205 30V32H203V34H205L206 32V34H207V36H208V38H206L205 39V41L206 42H208V40L210 41V42H212V43H214L215 44V46H222V48H221V51L223 50V52H222V59L223 60H225L226 62H228V61H230V62H232V64H234V65H237V64H247V63H249L250 64V62L252 63V62H254L255 64H256V62H258L259 61V59H260V57L257 55V58H255L254 59V57H256L255 55L253 56V58L251 59L249 56L247 57V55H251V54H248L247 53V55L245 56V54H244V56L245 57H240V59L239 60H241V62L239 61V60H235V59H232V58H230L229 56H226L225 55V51H226V49H227V41H228V39H227V37L229 36L230 37V30L227 28V27H225L223 24H230V27L231 28H233L231 31L232 32H237V31H240V26H239V28L240 29H234V26H232L231 25V23L232 22H230L229 20V22L225 19V18H221L220 16L221 15H223L224 13V11H223V8L222 7H225L226 6V8L228 7V3L226 2V4L225 3H222V2ZM240 1L241 0H234V2H235V4H237L236 6H238V5H240V4H242V3H240ZM244 1H247V2H245V3H243V5H240V7H245V8H247L248 9V7L250 8V7H252V8H254L253 6H255V8H256V6L258 7V8H254V9H249L248 10V16H246V18L247 17H252V15H253V13H255V17L252 19V21L253 22H255V20L256 21H258V20H260L262 17L264 18V0H244ZM258 1V2H257ZM219 2V3H218ZM237 2V3H236ZM252 2H254L253 4H252ZM247 3V4H246ZM135 4V5H134ZM225 5V6H224ZM245 5V6H244ZM246 5H248V7H246ZM221 7V9H222V11L223 12H220L221 10H219V8ZM215 8H216V10H217V12L219 11L220 12V14H218V15H220V16H218L217 15V13H216V15H213V14H215ZM244 8V9H245ZM131 9V10H130ZM212 10H214L215 12H211ZM225 10V9H224ZM251 10V11H250ZM149 11V12H148ZM245 11V10H244ZM250 11V12H249ZM141 12V13H140ZM128 13V14H127ZM223 13V14H222ZM247 13V12H246ZM250 13H252L251 15H250ZM224 16V15H223ZM222 16V17H223ZM254 16V15H253ZM212 17H213V19H212ZM138 18V19H137ZM260 18V19H259ZM262 18V19H263ZM216 21H215V20ZM224 20V21H222V20ZM44 19H42V21H43ZM126 20H127V22H126ZM214 20V21H213ZM245 20V22L247 21V19H244ZM47 21V20H46ZM45 21V22H46ZM130 21V22H129ZM224 22L223 24H222V22ZM225 21H227L226 23H225ZM249 21H250V23H249ZM251 19H249L248 20V22L247 23H249V24H247L246 23V25H248V27H245V28H247V29H241V33H243V35H244V38H245V36L247 35L246 33H247V30H248V32L250 31L251 32V34H249L251 37H248V38H250V39H252L253 41L254 40H256V39H258V37L259 36H261V35H258L259 33H257V32H255V30H258L259 28H257L258 26H261V27H263L264 28V22L263 23H261L260 21V23L261 24H259L258 22H257V26H256V23L254 24H251ZM261 21H264V20H261ZM127 24H126V23ZM128 22L130 23V25L128 24ZM142 23V24H141ZM190 23H192L191 25H189ZM216 23V24H215ZM122 24V25H121ZM126 24V25H125ZM220 24V25H219ZM128 25V26H127ZM193 25V26H192ZM198 25V26H199ZM226 25V26H227ZM252 25H255V27H252ZM123 26H126L125 28L123 27ZM191 26V28H190V30L189 29H187V28H189ZM214 26V27H213ZM245 26V25H244ZM244 26H243V28H244ZM121 27H123V28H121ZM179 27H181V28H179ZM228 27H229V25H228ZM229 27V28H230ZM116 29V30H115ZM120 29H122V30H120ZM174 29H176L175 30V34H171L170 33V36L169 35H167V34H169V32H172V33H174ZM180 29V30H179ZM255 29V30H254ZM119 30V31H118ZM223 30H227L228 32H226L227 34H228V36H227V34L223 31ZM244 30H246V32L244 33ZM253 30H254V32L255 33H253ZM113 31V32H112ZM121 31V32H120ZM210 33H209V32ZM259 31V30H258ZM261 31V30H260ZM119 32V33H118ZM123 32V33H122ZM182 32V31H181ZM180 32V33H181ZM194 32H191V35H196ZM240 32H238V33H240ZM263 32V33H262ZM262 32H261V34H262V36L264 35V29H262ZM72 33V32H71ZM179 33V34H180ZM193 33V34H192ZM253 33V34H252ZM202 34V33H201ZM215 34V35H214ZM166 35L167 36H169V40H165V39H168V38H166ZM174 37H173V36ZM190 35V36H191ZM225 35H226V37H225ZM184 36V35H183ZM181 37V34L179 35V39H182V42L183 41H185V40H187V36L185 35V37L186 38H184V37ZM189 35H188V37H190ZM200 36V35H199ZM206 36V37H207ZM255 36V38L253 39V37ZM261 36V37H262ZM205 37V36H204ZM203 37V38H204ZM238 37V36H237ZM242 37L243 36H241V37H239V39L240 40H244V39H242ZM246 37V38H247ZM28 38V37H27ZM117 38V39H116ZM161 38V40L164 42H166V44H165V42H164V45L162 44L163 42L161 41V40H159ZM177 38H178V36H177ZM194 38V37H193ZM202 38V37H201ZM225 39L226 41L225 42H223L224 40L223 39ZM245 38V39H246ZM260 38V37H259ZM2 39V40H1ZM35 41H34V40ZM175 39V38H174ZM184 39V40H183ZM189 39H192L191 37L189 38ZM6 40H7V42H6ZM23 40V41H22ZM161 41L162 43H160L159 41ZM178 40V39H177ZM192 40H197V42H198V36H197V38H195V39H192ZM191 40V41H192ZM223 40V41H222ZM157 41V42H156ZM175 41V40H174ZM190 41V42H191ZM264 41V40H263ZM21 42H23V43H21ZM29 42H31V43H29ZM111 42V43H110ZM160 43V44H162L163 46H161L160 44H158L157 46L155 45V44H157V43ZM179 42V40L177 41V43ZM182 42H179L180 43V45H181V43ZM26 43V44H25ZM32 43V44H33ZM104 43L106 44V45H108V46H106V45H104ZM154 43V44H153ZM173 43H175V44H177L176 42H173ZM186 43L187 44H189L190 45V43H189V40L186 42L185 41V43H182V44H184V45H186ZM195 43H196V41H195ZM199 43V42H198ZM223 43H226V44H224V45H226V46H223L222 44ZM4 44H5V46H4ZM21 44V45H20ZM27 44H28V46H27ZM167 45L168 47H170L171 48V46L170 45ZM191 44H194V41H192L191 42ZM254 44V43H253ZM257 46H262L263 44H264V42H262V40H260V42H256L255 43ZM255 44H254V46H255ZM12 45V44H11ZM31 47L32 48V46H33V48H34V51H33V48L32 49H28V47ZM159 46H161V47H159ZM166 46V47H167ZM5 47V48H4ZM7 47V48H6ZM8 47H10V48H8ZM101 47V48H100ZM156 47H158V48H156ZM165 47V46H164ZM165 47V48H166ZM183 47H185V48H189L190 49V47L191 46H189V47H187V46H183ZM26 48V49H25ZM169 48V49H170ZM6 49V50H5ZM160 49H158V50H160ZM93 50V51H92ZM106 50H108V51H111V56L110 57H112V58H110L109 59V67H113V64L115 63V62H118V63H121V64H123L122 65V69H121V66H118V64H115L114 65V69H113V72L116 70V75H115V82L114 81H112V83L110 84V85H106V87L105 86H103L104 84H102L101 83V81L103 80V78L101 79V76H100V67H99V63H98V61H99V57H100V55H101V53L102 52H104V51H106ZM161 50V52H163ZM165 50H168V48L167 49H165ZM191 50V49H190ZM4 51V52H3ZM33 51V52H32ZM92 51V52H91ZM170 51H172V50H170ZM168 52V51H166L165 53H166V56H164V52H163V54L160 52V54H162L163 55V59L165 60V58L167 59V54L168 53H171V52ZM10 52H12V51H10ZM29 52V53H28ZM89 52H91V53H89ZM152 52V53H151ZM68 53L69 52H67L66 53V55H68ZM89 53V54H88ZM242 53H244V52H242ZM242 53H240V55L242 54ZM6 54V56H7V58H4V57H6V56H4ZM9 54V55H8ZM39 54V55H38ZM88 54V55H87ZM181 54V53H180ZM184 54V53H183ZM253 54H255V53H253ZM252 54V55H253ZM12 55V56H11ZM170 56H172V53L171 54H169ZM169 55H168V58H169ZM180 56V57H178L179 59L181 58V56L182 55H178L177 53L175 54L174 52H173V56ZM40 56V57H39ZM83 56V57H82ZM243 56V55H242ZM44 57H45V59H44ZM165 57V58H164ZM185 57H187V55H185L184 54V57L183 58H185ZM3 58V59H2ZM14 58V57H13ZM173 57H170V59H172ZM177 58V57H176ZM176 58H173V60L174 59H176ZM182 58V59H183ZM244 58L246 59V61L244 60ZM6 59V60H5ZM157 59V60H156ZM162 59V60H163ZM170 59H168V60H170ZM178 59V60H179ZM182 59H180V60H182ZM247 59H249V60H247ZM7 60H8V62H7ZM173 60H171V61H173ZM177 60V62H176V60H174V62H176V63H172V64H174L175 66H177V67H179V65H177V63H179V61ZM185 60V59H184ZM198 60V59H197ZM242 60H243V62H242ZM255 60V61H254ZM3 61V62H2ZM5 61V62H4ZM155 61H157V62H155ZM170 61V62H171ZM196 61V60H195ZM14 62H15V64H14ZM160 62V61H159ZM162 62H164V63H167V60H165V61H162ZM169 62V63H170ZM4 63H10V65L9 64H7L6 66L4 65ZM51 63H53V62H51ZM50 63V64H51ZM138 63H139V65H138ZM142 63V65H141V67H139L140 66V64ZM143 63H145V64H143ZM181 63V62H180ZM50 64H48V65H50ZM68 64V65H67ZM183 64V63H182ZM182 64L180 65V66H182ZM5 67H7V66H10L9 67V69L7 68H5ZM20 65V66H19ZM26 65H28L29 67L31 66V67H33L32 68V70H35L33 73H37V77H35L34 75H33V73H31L30 71H31V67H30V70H29V68L27 69V66ZM138 65V66H137ZM156 65V66H157ZM251 66L252 65H254V64H250ZM250 65H248V68H249V66ZM17 66H19L18 68L15 67ZM25 66H26V73H27V80L25 79L26 78V76L24 75L23 76V71H21V73L22 74H20L19 75V73L18 72H20V70L19 71H17L19 68H25ZM46 66V65H45ZM64 66H62L63 68H64ZM70 66V67H71ZM135 66V67H134ZM250 66V67H251ZM2 67H4L5 69H2ZM38 67V66H37ZM51 67H52V65H51ZM35 68V69H34ZM53 68V67H52ZM136 68H137V70H136ZM139 68H140V70H139ZM141 68H143V69H141ZM44 69H45V73H46V71L48 72V74L46 73H44ZM58 68H55V70H57ZM60 69V68H59ZM144 69V70H145ZM262 69V68H261ZM2 70V71H1ZM24 70V69H23ZM24 70V71H25ZM29 70V71H28ZM138 70H139V72H138ZM148 70V71H147ZM258 70H260V69H258ZM264 70V69H263ZM140 71H141V73H140ZM261 71V70H260ZM14 72H16V73H14ZM264 72V71H263ZM32 74V75H30V74ZM129 73V74H128ZM143 73H144V75H143ZM6 76H5V75ZM25 74V73H24ZM30 76H29V75ZM42 74V75H41ZM46 76H45V75ZM143 76H142V75ZM148 74H151V75H148ZM4 76V78L2 77V76ZM17 75H18V78L20 79L21 78V76L25 79L24 80V82H22L23 80H21V79H23V78H21L19 81H20V83H18V86H19V88H18V86H17V83H16V78H17ZM39 75V76H38ZM146 75V76H145ZM155 75H153V77L155 76ZM8 76V77H7ZM11 76V77H10ZM20 76V77H19ZM33 76V77H32ZM43 78H42V77ZM144 77V81H143V78L142 77ZM13 77V78H12ZM28 77H30V80H28ZM127 77L131 80V84H133L135 87H133V86H130L129 85V83H127L128 81H127ZM135 78V79H133V78ZM152 77V76H151ZM150 77V78H151ZM3 78V79H2ZM17 78V79H18ZM45 78V79H44ZM137 78V79H136ZM2 79V80H1ZM14 79V80H13ZM34 79V80H33ZM13 80V81H12ZM238 80V81H237ZM245 79H243L242 78V82H245L244 81ZM26 81V82H25ZM104 81V80H103ZM117 81V82H116ZM134 81H135V83H134ZM235 82H234V84L233 83H230V82H226L227 84L228 83H230V84H228L229 86L231 85V86H233V89H237V86L239 85V83L241 82H239V79H235L234 80ZM247 81V80H246ZM21 82L23 83V84H21ZM137 82H139V81H137ZM232 82V81H231ZM1 83H3V84H1ZM16 83V84H15ZM140 83V82H139ZM11 84V85H10ZM113 84V85H112ZM260 84H261V86H260ZM4 86V88H2L3 86ZM6 85V86H5ZM115 85V86H114ZM227 85V86H228ZM237 85V86H236ZM260 87H259V86ZM129 86V87H128ZM138 86V87H137ZM157 86V85H156ZM156 86H152L151 87V89H155L154 91H156V90H158L159 92L161 91V90H164V91H166L167 89L163 86L162 88H160V86H159V88H158V86L156 87ZM227 86H224L223 88H222V90H227ZM113 87H115V88H113ZM125 87V88H124ZM131 87V88H130ZM168 87V86H167ZM262 87V88H261ZM163 88H165V89H163ZM231 88V87H230ZM5 89V90H4ZM15 89V90H14ZM131 89V90H130ZM161 89V90H160ZM256 89H258L257 91H256ZM136 91L135 93H134V91ZM168 90H170V89H168ZM167 90V91H168ZM100 91V92H99ZM103 91V92H102ZM152 91V90H151ZM166 91V92H167ZM171 91V90H170ZM231 91V90H230ZM255 91L257 92V93H255ZM97 92H98V94H97ZM131 92V93H130ZM142 92V91H141ZM158 92V93H159ZM163 92V91H162ZM165 92V96H166V98L169 96L170 98H168V103H169V100L171 99V96L172 95H170V93H166ZM3 93V94H2ZM121 93V94H120ZM122 93H124V94H122ZM139 93V94H138ZM6 94V95H5ZM15 94V95H14ZM257 94V95H256ZM135 95H136V97H137V100H136V97H135ZM93 96H95V97H93ZM245 97V98H244ZM255 97V98H254ZM4 98V99H3ZM166 98L164 99V100H166ZM120 98L118 97V101H120L119 100ZM182 99H184V97H182ZM186 99V98H185ZM256 99V100H255ZM116 102H117V97H116ZM172 100V99H171ZM175 99H173L172 101H174ZM84 101H85V103H84ZM91 101V100H90ZM112 101V102H111ZM131 102L130 104H131V106H130V104H128V102ZM171 102V101H170ZM109 103L110 104H112L113 106H112V109H110L109 108ZM166 103H167V100H166ZM242 103H244L243 105H242ZM257 103V102H256ZM79 104V105H78ZM108 104V105H107ZM119 104V106H122L120 103H118ZM118 104H117V109H118ZM165 104V103H164ZM248 104V105H247ZM69 105V106H68ZM126 106V108H125V106ZM129 105V106H128ZM167 105V104H166ZM245 105V106H244ZM71 106V107H70ZM88 106V105H87ZM86 106V107H87ZM101 106V105H100ZM171 107L173 106L172 104L170 105ZM257 108H256V107ZM83 107V106H82ZM134 107V108H133ZM171 107H169V108H171ZM235 107H243L244 108V110H245V112L242 110V112H244L245 114H247L248 116L250 115L251 117L252 116H257V115H251L252 113H249V112H255L256 111V114H258L257 113V111H258V108L259 109H261L262 110V112H260V110H259V113H260V116H259V114H258V117H256L257 119H251V117H249V119H251V122L252 123H250V124H248L249 122H245L246 121V118L245 119H243L245 116H247V115H245L244 113H243V115H245L241 120L240 119H238V118H240L241 116H239V115H237V113L234 111V110H232V111H234L233 113H232V111H231V109H234ZM246 107V108H245ZM251 108L250 110L251 111H247V110H249V109H247V108ZM64 108V109H63ZM102 108V107H101ZM113 108H115V112L113 111ZM148 108V109H147ZM109 109V110H108ZM210 109H212V110H210ZM67 110V111H66ZM70 110V109H69ZM97 111H100L99 109H96ZM110 110H112L114 113H116V112H118L116 115H117V117H116V115H115V117H114V120H113V122H112V119H113V117H111V114H113L112 113V111H110ZM170 110V109H169ZM64 111H66V112H68V113H66V112H64ZM103 111V110H102ZM109 111H110V113H109ZM181 111H183V110H181ZM240 112H241V110H239ZM157 112V113H156ZM201 112H202V110H201ZM241 112V113H242ZM99 113H101V112H99ZM129 113V114H128ZM161 113V114H160ZM189 113V115H187ZM197 115H196V114ZM249 113V114H248ZM262 113V114H261ZM61 114V115H60ZM63 114V115H62ZM77 114V113H76ZM87 114V116H89L88 115V113H86ZM86 114H85V116H86ZM197 116V117H195V115ZM199 114H200V112H199ZM210 114V115H209ZM211 114H212V116H211ZM239 114V113H238ZM93 115H96V113H93ZM126 115V116H125ZM129 115H130V117H129ZM175 115V116H174ZM184 115H187L188 117L187 118H193L194 119V121L193 120H191V118H190V120H188V121H190V122H187V120H186V122L184 121L185 119L183 118V116ZM92 116V115H91ZM124 116H125V118H124ZM128 116V117H127ZM146 116V117H147ZM190 116V117H189ZM262 116V117H261ZM195 117V118H194ZM45 118H46V120H45ZM48 118H49V121H48ZM112 118V119H111ZM127 118H128V120H127ZM149 118V119H150ZM184 119V120H178V119ZM196 118H198V120L196 119ZM252 118H254V117H252ZM120 119V120H121ZM123 119H124V121H123ZM204 119V120H203ZM248 119V120H249ZM46 121V122H48L49 124H46V122H43V121ZM130 120V122H128L127 123V121H129ZM170 120V121H169ZM230 120H232V122H230ZM242 120H244V121H242ZM247 120V121H248ZM126 121V122H125ZM174 121V125H173V123L172 122ZM183 121V122H182ZM192 121V122H191ZM235 121V122H234ZM254 121H257V122H254ZM260 121H262V120H260ZM259 121V123L260 124H264V122L262 121V122H260ZM40 122V123H39ZM43 122V123H42ZM177 122V123H176ZM182 122V123H181ZM38 123V124H37ZM42 123V124H41ZM55 123V122H54ZM195 123V124H194ZM199 123V124H198ZM254 123H256V124H254ZM258 123V124H259ZM40 124V125H39ZM144 124V123H143ZM142 124V125H143ZM177 124H181V125H184L183 127L180 125V127H182V130L177 126ZM253 124H254V126H253ZM258 124H257V126H258ZM34 125H36V126H34ZM43 125L45 126V127H43ZM48 125V126H47ZM187 125V127H189L188 129V131L191 133V134H193L192 136H191V134L189 133L188 134V132H187V130H185L184 131V127ZM192 125V126H191ZM251 125H252V127H251ZM201 126V127H202ZM33 127L34 128H38V131L39 132H37L38 134H36L35 133V136L33 135H31L30 133H28V131L29 132H31L32 133V131L34 130L35 132H36V130L35 129H33ZM152 127H153V125H152ZM154 127H155V125H154ZM238 127H236L237 129H238ZM32 128V129H31ZM36 128V129H37ZM192 128V129H191ZM244 128H245V132H244ZM20 129V130H19ZM31 129V130H30ZM55 129V128H54ZM117 129V128H116ZM187 129V128H186ZM247 129V130H246ZM252 129H254V130H252ZM23 130V131H22ZM225 130V131H224ZM243 130V131H242ZM252 130V131H251ZM16 131H18L17 133H16ZM25 131V132H24ZM219 131V132H220ZM227 131V132H226ZM228 131H229V133H228ZM23 132V133H22ZM27 132V133H26ZM117 132V130H115L114 131V134H112V137L114 136V137H116V133ZM253 132V133H252ZM255 132V133H254ZM25 134L28 136V138L27 137H25ZM33 134H34V132H33ZM253 134V135H252ZM261 136H260V135ZM22 135H24V136H22ZM31 135V138L29 137ZM221 135V136H220ZM225 135H227V136H225ZM252 135V136H251ZM255 135H258L259 137L258 138H256V139H254L255 138ZM182 136V137H181ZM184 136V137H183ZM190 136V137H189ZM202 136V137H201ZM215 136V137H214ZM220 136V137H219ZM231 136V137H230ZM11 137V138H10ZM199 137L201 138V139H199ZM210 137V138H209ZM218 137H219V139H218ZM226 137H230V138H226ZM234 138V139H231V138ZM236 137V138H235ZM257 137V136H256ZM37 138V137H36ZM39 138V137H38ZM37 138V139H38ZM191 138H194L193 140H191ZM211 138H213V139H211ZM242 138V139H241ZM253 138V139H252ZM262 139H263V137H261ZM8 139H9V142H8ZM31 139V140H30ZM197 139H199V140H197ZM209 140L210 142H207V143H209L210 144V146H209V144H207V143H205L206 141L205 140ZM262 139H261V141H262ZM3 140H6V141H3ZM20 140H19V144L20 143H22V142H20ZM33 140V141H32ZM184 140V141H183ZM189 140V141H188ZM197 140V141H196ZM201 140V141H200ZM221 140V141H220ZM225 140V141H224ZM229 140H233L232 142L231 141H229ZM246 140V141H245ZM16 141H17V143H16ZM191 141V142H190ZM194 142V144H193V142ZM227 141V142H226ZM235 141H237V142H235ZM253 141V142H252ZM258 141V140H257ZM260 141V140H259ZM260 141V142H261ZM6 142V143H5ZM222 142H223V144H222ZM11 144V146H10V144ZM16 143V144H15ZM24 143H26V142H24ZM145 143V142H144ZM143 143V144H144ZM148 143V142H147ZM147 143H145V145H143V144H141V145H139L140 147L138 148L139 149V151H140V153L142 152V153H148L149 151V153L148 154H146L147 156H148V158H144V159H149L150 158V156L152 155V154H156L154 151H152V152H154V153H152L151 152V150H150V146L149 145H147ZM203 143V144H202ZM231 143V145H233V144H236L237 146L235 147L234 145H233V147H234V149L232 150V146L230 147L229 146V144ZM239 143H240V145H239ZM262 143V142H261ZM260 143V145H261V147L263 146L262 144L264 143V140H263V143L261 144ZM9 145V149H11L10 151H9V149H8V145ZM28 144V143H27ZM196 144V145H195ZM200 144V145H199ZM204 144H205V147L203 148V146H204ZM221 144H222V146H221ZM147 145V146H146ZM198 145H199V147H198ZM219 145V146H218ZM5 146V147H4ZM12 146H15V147H12ZM197 146V147H196ZM225 146V147H224ZM141 147H142V149L143 150H145L144 152H143V150L141 149ZM148 147V148H147ZM223 147V148H222ZM230 147V148H229ZM242 147H244V148H242ZM2 148V149H1ZM14 148V149H13ZM33 148V147H32ZM146 148V149H145ZM215 148V149H214ZM259 148V147H258ZM12 149H13V152H12ZM16 149V151H14ZM35 149H36V147H35ZM149 149V150H148ZM204 149V150H203ZM230 149V150H229ZM240 149V150H239ZM259 149H261V148H259ZM263 149V148H262ZM8 150V151H7ZM218 150V151H217ZM5 151V152H4ZM17 151H19V152H17ZM215 151H217V152H215ZM257 152H258V154L260 155L261 154V152H259L258 151V149L256 150ZM12 152V153H11ZM138 152V151H137ZM243 152H245V150L243 151ZM250 152V155L248 154ZM256 152V153H257ZM20 153H21V155H20ZM134 153V152H133ZM209 153V154H210ZM228 153V154H227ZM230 153V154H229ZM256 153H255V157H256ZM262 153H264V152H262ZM3 154V155H2ZM4 154H9L8 156L7 155H4ZM23 154H25V155H23ZM29 154V155H28ZM112 155V154H111ZM115 155V154H114ZM132 154H130L129 153V155L128 156H131ZM136 155V154H135ZM137 155H139V154H137ZM202 155V154H201ZM247 155H249V156H247ZM263 155V154H262ZM7 156V157H6ZM113 156V155H112ZM140 156V155H139ZM155 156V155H154ZM153 155H152V157H154ZM261 156V155H260ZM259 156V157H260ZM33 157H35V158H33ZM133 156H131V160L134 158V157H138V156H134L133 158H132ZM155 157H157V154H156V156ZM239 157V158H238ZM262 157V156H261ZM264 157V156H263ZM17 158V159H18ZM136 158H134V159H136ZM139 158V157H138ZM238 158V159H237ZM257 158H258V156L256 157V159L255 158H253V160L255 161V163H256V160H257ZM35 159V160H34ZM133 159V160H134ZM152 159V158H151ZM225 159H224V162H225ZM243 160L242 162H241V164H240V166L241 167H237L236 166V168H242V169H239L240 171L242 170V172H241V174H240V177H239V179H237L238 177H231V180L230 181H232V183H230L229 184V182H227L226 180H228V179H230V178H228V176L226 175L225 177H224V179H226L224 182H222L223 181V179L221 180H219V178L217 179L216 178V182H217V180H218V182H219V185H218V182H217V184H216V182H215V184L213 183V181H211L214 185H212V183H210V181L209 180H215V178H212L211 177V179H209V176L210 175H208L207 177H204V178H202L203 180H199V184L202 182V181H206L205 179H208V181H206V183L208 184V186L206 185V183H205V185H204V188H203V183H201L200 184V186L198 185V184H196V185H198V186H196L197 188H200V189H198L197 190V192H198V194L196 193V195H197V197H199V193H201V194H203V196H204V194H206L205 193V191H208V193L209 192H213L212 194L215 196V198L214 199H212L211 201H213V202H210V201H208V200H210V197H211V194L210 195H208L207 194V196L206 197H208V200L207 199H205V196L203 197L202 196V198L204 199L203 201H207L209 204H211L210 206H209V204H207L206 203V201L205 202H203V206H204V208H205V210L209 213V215L210 216H212V218L211 219H213V222L215 223V225L213 226V227H211L210 229L208 228V232H206V234H205V232H202V229L200 230V234L202 235H205V237H206V239H208L209 237H207L208 235H209V231L212 233V234H215V233H217V232H219L220 231V229L219 228H224V226H223V223L224 224H226L227 226H228V228H226V225H225V228L226 229H228V230H234V229H239L240 227H242L243 226V228L245 229V227L247 226L248 227V225L250 226V225H253V227H249L250 228V230L252 231V230H254L255 228H259V231L258 230H256V231H258V232H261L262 231V233H261V236H259V235H257L255 232L256 231H254V232H252V233H254V234H252L251 232V234L249 233H247V235L248 236H252V235H257L258 237H259V239H258V237H255V238H257L256 239V241H255V239H254V237L252 236V239L253 240H250V239H248L246 242H244L245 244L243 245V246H241L238 250H237V248L235 249V252H233V258L232 259H236L235 261H234V263L233 264H242L241 263V261L243 262V259H244V261H245V258H248L247 256H248V254L249 255H251L250 256V258L248 259V262H249V260H250V264H262V263H264V253H262V248H264V247H262V245H263V242H264V230H262V228H264V224H263V219H262V222H261V220H260V218L259 217H263L260 213H258L257 212V210H259V206H261L262 205V207L264 206L263 204V202H261L263 199L262 198H264V186L262 185V184H264V178H262L263 176H264V170L263 169H261V168H264V163L262 164V166H259V168L261 169V170H255V166L253 167V166H251V164H249L250 162V160ZM138 160H140V159H138ZM137 159L136 160H134L135 162L136 161H138ZM145 160V161H146ZM259 160H261V158H259ZM2 161V162H1ZM18 161H19V159H18ZM30 161V162H29ZM144 161V160H143ZM153 161H154V165L152 164V162H149V164H151L150 166H154L155 167V163H156V161L154 160V158H153ZM235 161V162H234ZM236 161H237V163H236ZM246 163H245V162ZM252 161V160H251ZM4 162V163H3ZM147 162V161H146ZM244 162V165L242 164ZM247 162H248V165H247ZM253 162V161H252ZM263 162H264V159H263ZM32 163V164H33ZM227 163V162H226ZM229 163H231V162H229ZM254 163V162H253ZM143 164H145V163H143ZM143 164H142V168L144 167V168H146L147 167V165H149L148 164V162H147V164H145V166H143ZM258 164H260V162H258ZM8 165V166H7ZM231 165V164H230ZM245 165H247V166H245ZM250 165V166H249ZM254 165V164H253ZM4 167V168H5ZM158 167V168H157ZM249 167H253L254 169H253V171L252 170H250V169H248ZM22 168H26V167H22ZM27 168H29V167H27ZM31 168V167H30ZM26 169L25 171H24V169H21L22 170V172L24 173V172H29V170L31 171V169ZM144 168H143V170H144ZM153 167H151V169H149V167L147 168L149 171L150 170H152L151 172L152 173H150V172H148V173H150V174H154V176H152V177H156L155 179H157L158 178V172H156L155 173V171H157L156 169H152ZM156 168L158 169V170H162V168H161V166H157L156 165ZM223 168H225V167H223ZM20 169V167H18L17 168V170L16 171H18ZM165 169V167L163 168V170ZM222 169V168H221ZM220 169V170H221ZM226 169H229L228 167H226ZM244 169H245V171H244ZM252 169V168H251ZM1 170V169H0ZM2 170H3V168H2ZM6 170V169H5ZM8 170V169H7ZM6 170V171H7ZM135 170H136V172H135ZM135 170H133V172L134 173H136L137 175L136 176H133L132 175V173H131V176H130V179H125V180H127L126 182H128L129 181V184H128V186H129V188H130V186H132L133 185V183H132V181H134L135 182V180H137V181H139V182H141L143 179H144V177H143V175L142 174H140V175H138V173L137 172H139L140 170H141V168H140V170L139 169H135ZM137 170H139V171H137ZM147 170V171H148ZM162 170V171H163ZM238 170V169H237ZM248 170V171H247ZM4 171V170H3ZM2 171V172H3ZM20 171V170H19ZM18 171V172H19ZM146 171V170H145ZM144 171V172H145ZM162 171H160L159 173H161L162 174ZM224 170L222 169V173H225V171L223 172ZM229 171V170H228ZM255 172V173H257L256 174V177H257V179H256V181L255 180H253L252 179V181H255L254 183L251 181V180H249L248 182L250 183V181L252 182L250 185H253L254 184V186H247L249 183L248 182H246L247 180H248V178L249 177H251L252 175H250L251 173H249V172ZM1 172V171H0ZM8 173H9V170L7 171ZM141 172H143V171H140L139 173H141ZM164 172L165 171H163V176L161 175V178H163L164 179ZM262 172V173H261ZM219 173H221V172H219ZM229 173V172H228ZM243 173V174H242ZM1 174V173H0ZM7 174V173H6ZM144 174V173H143ZM149 174V175H150ZM157 174V175H156ZM225 174H227V173H225ZM260 174V175H259ZM5 174L3 173V176H4ZM149 175H148V177L147 178H149ZM242 175H244V176H242ZM2 176V175H1ZM3 176L2 177H0V181H2V183H3V186H4V190H2L3 188H1L2 186H0V207L2 208V209H5V207L7 206V201H6V203L5 202H3V199H5V200H10L9 199V197H7V189H6V187H5V185L8 183L7 181H9L8 179V177L6 178L5 176V178H3ZM142 177V178H136L135 179V177ZM222 177L221 178H223V175H221ZM151 177V176H150ZM149 178L150 179V184L151 185H154L155 183H157L156 181H154L153 182V178ZM159 177H160V174H159ZM245 177V178H244ZM254 177H255V175H254ZM253 177V178H254ZM255 177V178H256ZM252 178V177H251ZM251 178H249V179H251ZM142 179V180H141ZM163 179H161V180H163ZM237 179V180H236ZM244 179V180H243ZM260 179V180H259ZM141 180V181H140ZM160 180V179H159ZM236 182H235V181ZM239 180V181H238ZM262 180V181H261ZM5 181L7 182L6 184H5ZM260 181H261V183H260ZM225 182H227L229 185H231L230 186V190H225L226 188H227V186H226V188H223L222 186H224L225 187V185L223 184V183H225ZM210 183V184H209ZM226 183V184H227ZM244 183V184H243ZM1 184V183H0ZM246 184V185H245ZM256 184H257V186H256ZM174 185V181H173V184H172V186ZM218 185V186H217ZM229 185H228V188L227 189H229ZM244 185V186H243ZM263 187H262V186ZM135 186L136 187H140L141 186V183L139 184H135ZM246 186V190H244V191H246V194L244 193V191H243V193H242V187L244 188ZM260 186H261V188L263 189V191H262V189L260 188ZM215 187V188H214ZM216 187H218V188H220V187H222L221 188V191H220V189H218L217 190V188ZM208 188H211V189H209L208 190ZM248 188V189H247ZM249 188H250V190L251 189H253V190H251V191H249ZM257 188H259V189H261L260 191H259V189L258 190H256ZM204 189H205V191H204ZM173 190H174V188H173ZM214 190H215V192H214ZM224 190V191H223ZM2 191V192H1ZM171 191H172V189H171ZM220 192V194H221V192L223 191V197H225L226 199L225 200H227L228 199V197H229V199L227 200V202L225 201V200H223L225 203H224V205L222 204V203H218V195H219V192ZM226 191L228 192L227 194L229 195V193L232 195L231 197H230V195L228 196V197H226L227 196V194H226ZM235 192L234 194L237 196H235L234 194H232L231 192ZM249 191V192H248ZM254 191H256V192H254ZM258 191V192H257ZM3 192H4V194H6V195H4L3 194ZM2 193V194H1ZM224 193H225V195L226 196H224ZM255 193V194H254ZM201 194H200V197H201ZM218 194V195H217ZM261 194V195H260ZM263 194V195H262ZM118 194H115L114 196H116L115 198H114V200H115V202L117 203V204H119V207H120V211L118 210L116 213L117 214H113V218H111L112 217V215L110 216V219H112V223H110V219H109V221H108V228H109V226H110V228L108 229V228H106L105 230H108V231H106V233H104V235H103V237L101 238V242L99 241L98 243H96V245H97V249H99V250H101L100 252L99 251H96L97 249H94V251H92L90 254H89V256H85L86 258H88L87 260V264H105V262H107L106 264H140V259H141V257L143 256L144 257V255L142 254V255H140V253H138V249L139 248H135L134 247V249H133V251L132 252H134V257H133V259L132 258H130L129 257V251L128 250H118L117 249V247H119L118 246V244H121L120 242L121 241H123L124 239H126V240H129L130 239V237L132 238V237H134L133 235L134 234H132L133 232H136L137 231V233H140L141 234V232H139V231H144V229H145V226H143V225H145V223H136L137 225H135L134 224V222H132V226L130 225V224H127V220H126V218L128 217L127 215L129 214L128 212H130V213H132L133 211H134V213L136 212V217L138 218L139 217V215H141V213H139L138 212V209H139V207H144V206H141L142 204H139V206L137 205V206H135V203H137L138 201H141V199L138 197H135V196H133V198H131V195H128L127 196V200H126V202H128V203H125V201H123V196H122V200H120V197L121 196H117ZM120 195H122V194H120ZM212 195V196H213ZM246 196H247V198H246ZM1 197L3 198V199H1ZM217 197V198H216ZM234 197H236V198H234ZM254 197L256 198V199H254ZM7 198V199H6ZM259 198L261 199V201L259 202ZM130 199H133V200H130ZM136 199H137V202H135L136 201ZM245 199V200H244ZM253 199V200H252ZM118 200V201H117ZM257 200V201H256ZM121 201V202H120ZM131 201H133V202H135V203H133V202H131V203H133V204H130V202ZM230 201V202H229ZM244 201V204H242V202ZM251 201V202H250ZM264 201V200H263ZM171 202V201H170ZM247 202V203H246ZM252 202H254V205H256V204H258V207H256V206H254V209H255V207H256V209L254 210V209H252L253 207H251L252 205L250 204V203H252ZM259 202V203H258ZM124 203H125V207L127 208V210H126V208H124L122 205H124ZM150 203V202H149ZM206 203V206L204 205ZM261 203V204H260ZM263 203V204H262ZM1 204L3 205V207L1 206ZM127 204V205H126ZM132 205L133 206V208H132V206L129 208L128 207V205ZM138 204V203H137ZM171 204L173 205V207H174V216H175V219H176V217H177V219L175 220L176 222H177V224L178 223H180L181 222V219H182V217H181V219H180V214H178L177 213V205H176V203L175 202H171ZM218 204V205H217ZM228 205V206H226V205ZM232 204V205H231ZM248 204H250V205H248ZM129 205V206H130ZM150 205H152V206H150V207H154L153 206V203L151 204L150 203ZM208 205V206H207ZM221 205H223L222 206V210L220 211V212H218L217 210V208L219 207V206H221ZM246 205H247V207H246ZM118 206V205H117ZM149 206V205H148ZM224 206H226V207H224ZM237 206V207H236ZM150 207H148L149 208V210H150ZM228 207V208H227ZM239 207V208H238ZM244 207V208H243ZM251 209H250V208ZM131 209V210H129V209ZM2 209H0V210H2ZM125 211H124V210ZM152 209V208H151ZM244 209V210H243ZM212 210V211H211ZM226 210V211H225ZM254 210V211H253ZM262 209H260V211H261ZM127 211V212H126ZM256 212H257V214L258 215H255L256 214ZM115 213V212H114ZM125 213H127V215L125 216ZM218 213H220V215L218 214ZM245 213H247V215H245ZM261 213H263L262 211H261ZM182 214V213H181ZM260 214V215H259ZM3 215V218L4 219H6L7 220V218L9 217V216H6L5 214H2ZM130 215V214H129ZM220 216V217H218V216ZM1 216V215H0ZM249 216V217H248ZM125 217V218H124ZM2 218V217H1ZM0 219V226L2 227L1 228V230H0V235H1V231L3 230V224H5L4 223V221H6V220H4V219ZM134 218H135V216H133V220H134ZM178 218H179V220H178ZM222 218V219H221ZM256 219L258 222L257 223H255V222H253V224H252V222H250L248 219H250V220H252V219ZM264 218V217H263ZM128 219V218H127ZM137 220L138 219H136L135 218V222H137ZM117 221L119 222L118 224H117ZM203 221H204V219H203ZM247 221V222H246ZM249 221V222H248ZM253 221V220H252ZM82 222V223H81ZM79 223V224H78ZM77 224V227H76V229H74L75 230V232L73 231V233L76 235V237H74L75 235H73L72 237L74 238V239H72V240H76V241H78L79 239V237L81 236V235H83V234H85V224L83 223V221H79ZM173 222H171V224H172ZM175 223V222H174ZM254 223L255 224H257V226H255L254 225ZM113 224V225H112ZM176 224V223H175ZM241 224V225H240ZM247 224V225H246ZM126 225V226H125ZM131 226V227H133L132 229L130 228V230L131 231H127V230H125V229H127L128 227L127 226ZM22 226V228H20ZM19 228L20 229H18V227L17 228H15V230H17V231H21V232H24V234L23 233H20V232H16V231H10V232H7V233H5V234H7V235H5L4 233V235H5V237H7V239H5V240H3V241H5V242H0L1 243V245L3 244V246L7 243L6 242V240L7 241H9V240H11L10 242H8V244H9V246H4L3 247V249H1L0 251H2V254H1V252H0V264H1V262L3 261V263L5 262L6 264H14L15 262H16V260L17 261H20V262H17L16 264H27V261H28V257H29V254H31V252H32V250H33V248H29L28 246H27V244H28V241H25V240H23V238L24 239H26V237H24L25 236V234H26V236L27 235H31V231H28V228H30V227H28V225L27 226H25V224H24V226L23 225H21ZM123 226H125L124 227V229H122L123 228ZM237 226V227H236ZM255 226V227H254ZM26 227H28V228H26ZM114 227V228H113ZM135 227L137 228V227H140V228H137V229H135ZM143 227V228H142ZM235 227V228H234ZM14 228H13V230H14ZM80 228V229H79ZM117 228V229H116ZM248 228V229H249ZM254 228V229H253ZM257 228V229H258ZM120 229V230H119ZM129 229V228H128ZM247 229V230H248ZM123 230V231H122ZM250 230H248V231H250ZM11 232H14L13 234H11ZM244 231H242L241 232V234H244L243 233ZM257 232V233H258ZM72 233V234H73ZM125 233V234H124ZM23 234V235H22ZM19 235V236H18ZM121 235V236H120ZM130 235V236H129ZM247 235L245 234V236L243 237V238H247ZM16 236V237H15ZM18 236V237H17ZM118 236V237H117ZM126 236V237H125ZM165 236V235H164ZM167 236H169V235H166V239L163 237L162 239H163V241H160L159 242V245L162 247V244L164 243L165 245H164V249H166V247L168 246L169 247V244H168V241H169V237H167ZM251 236H250V238H251ZM4 236H0V239L1 238H3ZM15 237V238H14ZM22 239H20V238ZM23 237V238H22ZM72 237H70V239L72 238ZM120 237H125V238H120ZM129 237V238H128ZM204 237V238H205ZM14 238V239H13ZM19 238V239H18ZM28 238H29V236H28ZM28 238L26 239V240H28ZM76 238V239H75ZM128 238V239H127ZM249 238V237H248ZM9 239V240H8ZM42 240V237L40 238H38V240ZM70 239H68V240H70ZM108 239V240H107ZM120 239V240H119ZM107 240V241H106ZM166 240V241H165ZM250 240V241H249ZM2 241V240H1ZM16 241V242H15ZM111 241H112V243H111ZM118 241H119V243H118ZM212 241V244L214 245L215 244V240H211ZM12 242V243H11ZM66 243H67V241H65ZM65 242H63L62 244H64V245H62V248H63V246H64V250L63 251H65L64 253L65 254H63L62 256H61V258L60 257H58V259L60 258L62 261H61V263L60 262H58V261H60V259L59 260H57V262L58 263H60V264H64L65 262H66V264L68 263H71L72 264V262H73V255H71V253H70V251H71V248L73 247V245H74V247L77 245L78 246V244H79V242H75V244L72 242H70V247H66V246H69V243L68 244H66ZM104 242V243H103ZM5 243V244H4ZM78 243V244H77ZM101 243H103V245H105V246H103V248L101 249L100 247H102L100 244ZM254 243V244H253ZM26 244V245H25ZM0 245V246H1ZM20 245H22L23 247H21ZM95 245V246H96ZM18 246V247H17ZM25 246H27V248H29L28 250H25L26 249V247ZM76 246V247H77ZM98 246H100V247H98ZM2 247V246H1ZM74 247L72 248L73 250L72 251H74ZM76 247H75V249H76ZM106 247V248H105ZM109 247V248H108ZM168 247H167V249H168ZM261 247V248H260ZM25 248V249H24ZM66 248V249H65ZM68 248H70V249H68ZM12 249V250H11ZM14 249V250H13ZM31 249V250H30ZM255 249L259 252V249H260V256H258L257 254L255 255V252L257 253V251H255ZM25 250V251H24ZM67 250V251H66ZM70 250V251H69ZM11 253H10V252ZM27 251V252H26ZM140 251V250H139ZM9 252V253H8ZM96 254H95V253ZM124 252V253H123ZM208 252H209V250H208ZM254 252V253H253ZM263 252H264V250H263ZM67 253V254H66ZM68 253H70V254H68ZM98 253V254H97ZM116 253H117V255H116ZM126 253V254H125ZM244 253H246V255L244 254ZM251 253H253V255L251 254ZM262 253V254H261ZM9 254V255H8ZM11 254H14L15 256V259H11V257H13V256H11ZM21 254V255H20ZM28 254V255H27ZM110 254V255H109ZM3 255V256H2ZM7 255V256H6ZM65 255H68L69 257H70V259H68L67 257L68 256H65ZM97 255V256H96ZM98 255H100V256H98ZM107 255H109V256H107ZM113 255V256H112ZM137 255V256H136ZM139 255H140V257H139ZM256 256V258H258L259 257V259H256L255 258V256ZM25 256V257H24ZM116 256V257H115ZM146 256V258H147V260L145 259V258H143L142 260L144 261H146V262H148V264H152L151 263V261L154 259H152L151 258V255H150V257H147L148 255L146 254L145 255ZM153 256V255H152ZM253 256V257H252ZM261 256H263V257H261ZM9 257V258H8ZM92 257H93V259H92ZM108 257V259H109V257H110V259H109V261H108V259H106ZM129 257V258H128ZM154 257H156V256H154ZM17 258V259H16ZM22 258V259H21ZM28 258V259H27ZM63 258V259H62ZM85 258V259H86ZM115 258V259H114ZM118 258V259H117ZM135 258V259H134ZM140 258V259H139ZM149 258V259H148ZM3 259H5V260H3ZM72 259V260H71ZM129 259V260H128ZM263 259V260H262ZM2 260V261H1ZM6 260H10V261H6ZM11 260H13V261H11ZM39 260H42L41 258L39 259ZM69 260H71L72 262H67V261H69ZM93 260V261H92ZM114 260H115V262H114ZM130 260L132 261V262H130ZM85 261L86 260H83V259H81L80 261H77V264H86L85 263ZM129 261V262H128ZM133 261H136V262H133ZM139 261V262H138ZM144 261V262H145ZM156 260H153V264H154V262H155ZM10 262V263H9ZM12 262V263H11ZM122 262V263H121ZM143 262V263H144ZM150 262V263H149ZM248 262H246L247 264H248ZM2 263V264H3ZM4 263V264H5ZM142 263V264H143ZM198 263V262H197ZM196 262L194 263L193 261H191V264H197ZM209 263H211V261L209 262ZM246 263H244L243 262V264H246ZM75 264H76V262H75ZM146 264V263H145ZM155 264H157V263H155ZM211 264H214L213 263V261H212V263Z\"/></svg>","mask_w":264,"mask_h":264}]
</instances>
